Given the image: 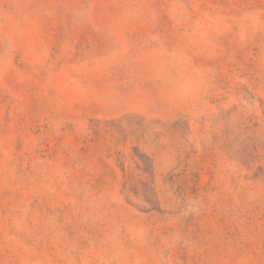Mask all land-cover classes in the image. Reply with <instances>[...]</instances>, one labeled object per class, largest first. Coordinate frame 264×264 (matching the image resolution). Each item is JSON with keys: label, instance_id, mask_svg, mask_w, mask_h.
I'll return each instance as SVG.
<instances>
[{"label": "rangeland", "instance_id": "rangeland-1", "mask_svg": "<svg viewBox=\"0 0 264 264\" xmlns=\"http://www.w3.org/2000/svg\"><path fill=\"white\" fill-rule=\"evenodd\" d=\"M0 264H264V0H0Z\"/></svg>", "mask_w": 264, "mask_h": 264}]
</instances>
